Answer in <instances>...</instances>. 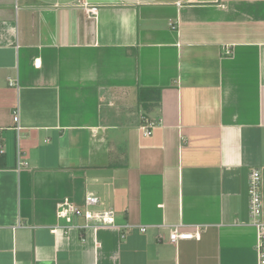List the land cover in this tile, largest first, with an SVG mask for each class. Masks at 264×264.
Returning <instances> with one entry per match:
<instances>
[{
    "label": "crops",
    "instance_id": "obj_1",
    "mask_svg": "<svg viewBox=\"0 0 264 264\" xmlns=\"http://www.w3.org/2000/svg\"><path fill=\"white\" fill-rule=\"evenodd\" d=\"M114 1L0 0V264H259L264 0Z\"/></svg>",
    "mask_w": 264,
    "mask_h": 264
},
{
    "label": "built area",
    "instance_id": "obj_2",
    "mask_svg": "<svg viewBox=\"0 0 264 264\" xmlns=\"http://www.w3.org/2000/svg\"><path fill=\"white\" fill-rule=\"evenodd\" d=\"M93 6V5H91ZM87 14L95 15L96 7H90V9L84 8ZM174 28V27H172ZM10 86L13 83H9ZM13 122L17 124L18 116L17 112L13 113ZM145 125L141 126V130L143 131V135L145 137H149L151 135V129L154 124L149 123L146 119H143ZM16 131H19L20 128L16 125ZM26 166V163L23 161H18L17 167L21 168ZM261 175L260 172L256 169H252L248 176V196H249V218L250 224L253 228H255L258 237L259 246H261V242L264 241V222L261 220L262 215V193H261ZM99 200L92 194H88L84 197V205L82 208H79L69 202H65L61 205L58 210V217L64 219L68 224H71L73 218H82L85 221L83 226H76L78 229L89 228V222H95L94 228L98 227V225H113V213L111 210L102 211V212H93L89 210L94 206H97ZM183 224H178L175 227H172L169 232V242L171 244H176L182 240H192L199 239V227H188ZM142 232L145 229L141 230ZM259 264H264V261L261 259Z\"/></svg>",
    "mask_w": 264,
    "mask_h": 264
},
{
    "label": "water",
    "instance_id": "obj_3",
    "mask_svg": "<svg viewBox=\"0 0 264 264\" xmlns=\"http://www.w3.org/2000/svg\"><path fill=\"white\" fill-rule=\"evenodd\" d=\"M114 2V0H86V3L89 5L109 4Z\"/></svg>",
    "mask_w": 264,
    "mask_h": 264
},
{
    "label": "trees",
    "instance_id": "obj_4",
    "mask_svg": "<svg viewBox=\"0 0 264 264\" xmlns=\"http://www.w3.org/2000/svg\"><path fill=\"white\" fill-rule=\"evenodd\" d=\"M143 92H145V90L140 91V95H142Z\"/></svg>",
    "mask_w": 264,
    "mask_h": 264
},
{
    "label": "rangeland",
    "instance_id": "obj_5",
    "mask_svg": "<svg viewBox=\"0 0 264 264\" xmlns=\"http://www.w3.org/2000/svg\"><path fill=\"white\" fill-rule=\"evenodd\" d=\"M79 220H83L82 218H78Z\"/></svg>",
    "mask_w": 264,
    "mask_h": 264
}]
</instances>
